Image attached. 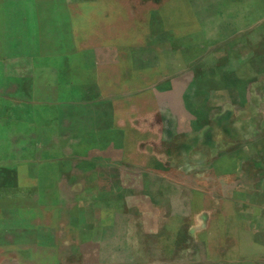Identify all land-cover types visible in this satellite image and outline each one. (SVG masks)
<instances>
[{
	"label": "crops",
	"instance_id": "1",
	"mask_svg": "<svg viewBox=\"0 0 264 264\" xmlns=\"http://www.w3.org/2000/svg\"><path fill=\"white\" fill-rule=\"evenodd\" d=\"M117 1L118 7H113L115 3L110 0L23 1L24 47L32 48L33 55L41 54V42L56 45L63 41L64 34H70L82 41L86 53L102 65L117 66L126 56H145L151 58L145 61L148 65L134 70L141 81L136 91L165 88L170 96L167 93L166 97L152 99L151 104L157 107L140 116L122 114L115 108V104H128V97L87 100L83 105L88 120L85 163L67 161L60 155L63 152L49 159L51 148L41 144L45 147H40V155L28 166L37 170L33 174V192L25 196L28 205L24 204L22 211L28 224L22 228L48 234L49 242L40 241L39 245L50 251L34 253L27 262L17 260L16 264H126L125 252L120 253L124 244L116 239L120 224L116 226L115 222L122 212L113 202L122 199L119 192L126 184L127 166L103 154L125 153L127 137L132 136L147 137L139 140L144 147H158L162 137L159 130L167 127L165 123L171 121L172 128L189 133L192 120L230 121L231 126H237L239 120L247 122L241 131L244 140L236 143V151L216 149L211 168L214 172L204 174V180L214 177L215 185L201 193L211 207L208 209L220 217L215 228L218 236L208 246L222 250L216 252L215 263L264 264V107H259L264 106V79L257 76H264V49L242 48L244 28H239L232 17L217 13L233 0ZM12 3L7 2V7L13 9ZM64 25L70 27L64 30ZM5 39L8 47H14L13 29L6 30ZM35 41L39 48L32 47ZM167 57L172 65L168 69L161 65ZM158 63L160 67L151 66ZM244 66L251 69L250 75L241 74ZM110 73L104 76L106 80L110 81ZM191 75L201 95L193 103L185 95ZM148 77L151 81L145 82ZM192 105L202 114L192 117ZM74 107L79 110L78 103ZM238 108L246 109L244 115L239 116ZM61 118L71 122L69 130H62L63 138L70 142V152H79L73 131L78 115L71 112ZM222 134L235 138L230 132ZM68 150L69 146L64 149ZM163 166L174 168L172 163ZM44 167L51 169L42 171ZM137 168L150 167L141 163ZM166 183L171 184V180ZM156 190L152 189L154 196ZM150 198L152 207H157L153 206L156 198ZM80 207L86 209L83 217ZM220 208L225 209L223 214H219ZM170 215L175 216V212L170 211ZM199 216L204 226L211 224L206 209H200ZM113 248L118 250L117 258L111 256Z\"/></svg>",
	"mask_w": 264,
	"mask_h": 264
},
{
	"label": "rangeland",
	"instance_id": "2",
	"mask_svg": "<svg viewBox=\"0 0 264 264\" xmlns=\"http://www.w3.org/2000/svg\"><path fill=\"white\" fill-rule=\"evenodd\" d=\"M9 1L13 2V9L10 5L7 7ZM23 1L0 0V227L4 228L0 229V264H16L17 260L27 262L34 253L50 251L42 250L39 245L40 241L49 242L48 234L22 228L28 224V217H24L22 211L24 204L28 205L25 196L33 192V174L37 170L28 166L34 157L40 155V147H45L41 144H48L51 148L49 159L54 158V153L57 156L63 152L60 155L65 160L85 163L88 157V120L83 105L87 100L91 97H128V104H115V108L122 114L140 116L149 114L157 107L151 104L152 99L166 97L167 93L169 95V90L165 88L136 91L135 87L141 81L135 77L134 70L148 65L145 61L151 58L145 56H126L120 65L111 63L105 66L98 60L95 62L86 53L82 41H76L70 34H64L63 41L56 42V45L51 41L41 42V54L33 55L32 48L27 50L24 47ZM110 1L115 3H112L113 7L119 6L117 0ZM217 13L232 17L239 28H244L246 36L240 39L242 48L255 51L264 49V0L229 1ZM63 27L65 30L70 26ZM7 29L14 31V47L6 45ZM37 44L35 41L32 47L39 48ZM46 52L50 54L45 56ZM164 61L161 64L164 68L172 66L170 57L164 58ZM151 66L158 67L159 63ZM55 69L58 71L54 72ZM250 70L244 66L241 74L250 75ZM108 72H111L110 81L104 78ZM257 76L259 80L264 79L261 73ZM148 81H151L150 77L145 80ZM188 85L185 95L191 102L201 99L192 75ZM75 102L79 104L78 111L74 107ZM259 107L262 109L264 106L260 104ZM236 111L242 116L246 109L238 108ZM71 112L78 115L73 131L77 139L75 148L79 152L73 154L70 152V142L62 136V130H69L71 122L61 118ZM191 112L192 117L202 114L193 105ZM262 122L256 127L259 128ZM170 123L173 122L165 123L167 127L159 130L162 137L158 147H144L139 140L147 137L132 136L127 137L125 153L112 151L103 154L127 166L126 184L121 185L119 192L122 199L113 202L122 212L115 222L116 226L120 224L116 239L124 244L120 253L125 252L126 264H216V252L222 250L208 246L218 236L215 228L217 223L220 224V217L208 209L211 207L201 193L215 185L214 177L204 180V174L214 172L211 168L216 149L237 150L236 143L244 140L241 131L247 122L239 120L237 126H231L230 121L211 120L206 123L192 120L188 124L191 126L189 133L172 128ZM217 128L221 130L216 133ZM226 132L235 138L221 135ZM238 132L240 135L236 136ZM61 145L63 150L60 149ZM65 146H69L66 152ZM141 163L150 168H137ZM167 163H172L174 168L163 166ZM155 167L160 168L156 170ZM50 169L41 168L42 171ZM167 180H171V184L167 185ZM216 186L221 189V184L217 183ZM154 188H157L156 196L152 192ZM152 195L157 199L153 200V206L157 204V207L151 205ZM202 208L207 210L209 225L204 226L199 216ZM122 210H125V214ZM172 210L175 212L173 217L170 215ZM224 212L225 209H221L219 214ZM79 214L82 217L86 215L85 207L79 208ZM118 254L115 248L111 250L112 257H118Z\"/></svg>",
	"mask_w": 264,
	"mask_h": 264
}]
</instances>
